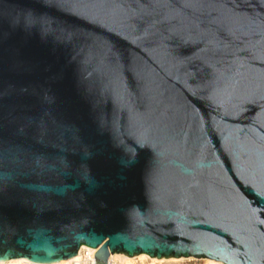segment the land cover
Here are the masks:
<instances>
[{
	"label": "water",
	"instance_id": "95a60500",
	"mask_svg": "<svg viewBox=\"0 0 264 264\" xmlns=\"http://www.w3.org/2000/svg\"><path fill=\"white\" fill-rule=\"evenodd\" d=\"M264 264V0H0V262Z\"/></svg>",
	"mask_w": 264,
	"mask_h": 264
},
{
	"label": "rangeland",
	"instance_id": "374dc122",
	"mask_svg": "<svg viewBox=\"0 0 264 264\" xmlns=\"http://www.w3.org/2000/svg\"><path fill=\"white\" fill-rule=\"evenodd\" d=\"M120 264H205V261L203 259H189V258H184V259H165L161 262L153 261L151 258L142 255L141 258H134L133 260H127V257H121L119 260Z\"/></svg>",
	"mask_w": 264,
	"mask_h": 264
},
{
	"label": "bare ground",
	"instance_id": "6f19581e",
	"mask_svg": "<svg viewBox=\"0 0 264 264\" xmlns=\"http://www.w3.org/2000/svg\"><path fill=\"white\" fill-rule=\"evenodd\" d=\"M142 255H145L147 256L146 254H139L137 256H134V257H128V256H125L123 254H118V253H115V254H112V257L111 258H115L116 260H119L121 257H127V260H133L135 257L136 258H141ZM149 257V256H147ZM151 258V257H149ZM71 258L69 259H63V260H60V261H57V262H53V263H50V264H68L69 261H70ZM153 261H157V262H161L163 260V258L161 259H158V258H151ZM171 259H175V258H171ZM179 259H184V258H179ZM205 261V264H221L219 261H216V260H213V259H203ZM0 264H40V263H34V262H31L25 258H17V259H11V260H8V261H2L0 262ZM126 264V263H124Z\"/></svg>",
	"mask_w": 264,
	"mask_h": 264
},
{
	"label": "built area",
	"instance_id": "2783aa9c",
	"mask_svg": "<svg viewBox=\"0 0 264 264\" xmlns=\"http://www.w3.org/2000/svg\"><path fill=\"white\" fill-rule=\"evenodd\" d=\"M95 249L87 246H81L78 253L72 257L68 264H93ZM112 254L107 259V264H120L115 258H111ZM193 259V258H189Z\"/></svg>",
	"mask_w": 264,
	"mask_h": 264
}]
</instances>
